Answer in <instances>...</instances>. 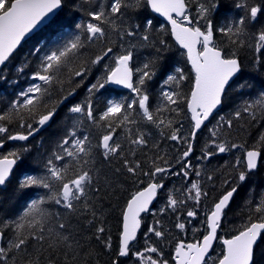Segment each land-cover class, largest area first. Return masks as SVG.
<instances>
[{"label": "snow or ice", "instance_id": "1", "mask_svg": "<svg viewBox=\"0 0 264 264\" xmlns=\"http://www.w3.org/2000/svg\"><path fill=\"white\" fill-rule=\"evenodd\" d=\"M193 3L196 5L195 15L191 8ZM64 4L65 0H0V66H5L6 62L10 61L21 46V42L25 41L29 34L40 26L53 22L62 11ZM234 6L244 9V15L231 23L220 24L214 19L221 7L220 0H111L107 7L100 4L96 10L89 11L87 15L90 19L86 24L75 25L88 33L86 39L89 42H95L108 36L109 30L121 40L115 51L113 46L105 44L99 54L85 61V64L98 65L106 58H110V64L104 66L105 72L102 79H98L91 85L88 89L89 93L104 89L106 85L111 84L123 86L134 94L131 99L108 100L98 120L94 115L91 99L69 109L71 113L81 114L94 124L104 127L105 132L98 145L103 149V156L121 158V167L136 178L135 183L143 185L130 194V198L121 210L122 226L118 251L115 259L110 260V264H121L120 258L129 256L132 246L138 240L142 227V214L151 211L150 205L156 199L158 192L164 188V184L160 181L172 168L164 156L157 155L151 158L149 170L144 171L143 163L135 159L134 151L130 152L131 159L124 155L121 143L114 139L116 130L122 127L131 145H146L145 134L139 130L133 132L131 127L137 123L133 113L138 108L141 110L143 120L155 125L162 132L165 129L170 130L168 139L187 145L176 161L181 164V172L174 174L182 173L184 177L191 174L192 164L188 159L193 151L191 140L195 139L197 132L206 121H209L233 85L241 78L243 61L238 49L243 48L246 43L245 37L248 35L246 20L255 22L259 16L264 15V0H260L259 3L255 0H240ZM142 7L166 18L170 27L161 25L160 32L170 33L174 37L176 44L183 50L180 54L186 56L194 74L188 94L179 90L180 84L188 79L182 68L177 67L172 74H167L163 84L174 87L172 90H161L163 105L157 107L155 111L150 107V84L158 73L168 72V67L163 63L165 59L163 53L169 50V44L164 39L154 41L153 46L159 45L155 55L141 66H135L134 57L137 45L131 40L139 38L147 46L154 24L153 20L147 17L142 25L132 23L126 19V14H138ZM217 34L228 37V44L218 42ZM253 35L255 37L254 51L258 54L256 63L264 69V61L261 60V55H264V28ZM125 38L129 39L125 40ZM84 47L85 41L80 36H76L62 48L43 57L35 78L42 81L46 87L33 83L26 91L19 93V96L24 98L22 103L18 98L9 111L0 114V134L9 133V128L4 122L11 123L14 118L20 121L21 128L26 126L28 131L26 134L17 132L0 136V148L4 147L6 141H27L29 137L39 132V127L34 128L31 123L26 122L28 118L38 117L35 122L41 127L52 120L56 114V106L47 107L44 104V98L49 95L50 86L63 84V81L59 79L62 69L67 67L71 57H78ZM36 51L39 52L40 49ZM19 70L23 71L22 68ZM69 71L71 73L70 82L72 76L83 78L89 68L82 64L79 70L73 72L69 69ZM4 78L3 73L0 72V79ZM74 91L75 88L68 95L71 96ZM180 105H186L190 113L192 131L188 136L180 134L181 128L175 126L177 121L164 118L166 113L178 115L183 112L184 109ZM258 106L264 108V93H261L259 100L251 103L245 101L234 116L239 119L242 114H247L255 120ZM41 108L44 109L43 112L40 111ZM261 118L264 119V114ZM220 121L222 123H218L216 128L211 130L212 139L206 145L202 158L208 159L217 153L243 149V164H241V157L237 156L234 164L235 182L230 186V190H225L217 198L211 210L206 213L205 234L202 238L191 243H185L182 240L176 243V264H264V255L257 254L260 246L264 244V195L255 207L250 209V212L256 215V219H253V215L250 214L240 230L230 238L223 239L221 253L215 258L212 256L214 244L219 239L218 230L221 229L225 209L240 184L245 182L258 167L264 165V151L261 149V145H264V133L259 137L257 145L245 148L243 144L229 142L224 133L218 135V129L221 127L231 128L233 126L232 119L225 121L224 117H220ZM59 147L63 154L54 153L53 158L47 161V176L25 175L20 181L19 187L22 189L40 186L48 189L50 195L32 200L27 210L16 220L0 221L2 225L0 226V242L6 238L5 229H11L14 234V238L8 241L7 246L0 243V264H9L10 260L11 264H17L15 255L17 252L25 254V259L21 264H40V257L49 250L51 251L47 264H57L51 255L54 252L63 253L65 264H73L81 251L86 257L95 255L94 249L89 246L85 250L84 245L74 238L70 225L57 220L53 226L51 223L53 214L42 207L47 201H54L56 204H62L70 212L79 211L83 215L90 214L92 219L87 221L89 225H93L97 220L96 204L90 193L98 194L101 189L95 187V183L98 182V170L94 167L95 161L89 137L87 135L77 136L76 129L73 128ZM27 150H14L0 154V186H5L10 181L14 166L21 160V151ZM65 156L75 161L71 168L67 165L59 167L54 163V160L63 161ZM116 171L119 172L120 169ZM195 174L200 175L198 171ZM141 177H145L146 180H141ZM224 183L227 184L229 181L225 180ZM187 196L199 206L201 197H207L208 193L203 191L197 181L191 183ZM95 198L100 199L98 195ZM183 203L184 201L169 195L167 204L160 209V212L163 213L168 208L175 211ZM77 204L81 205L79 209H77ZM196 216L195 210L187 211V217ZM159 225L160 221H155L153 226L143 234L147 246L134 253L138 264H169L168 260L163 259L164 254L160 248L148 242L149 233L161 240L164 239L165 233L158 230ZM175 227L185 230L186 224L177 223ZM196 231L199 230L196 229ZM93 238L100 241L103 248L112 249L111 236H106L103 222L95 227V232L89 239ZM33 240L37 246L34 256L29 252L28 247ZM82 264H87V261H82Z\"/></svg>", "mask_w": 264, "mask_h": 264}, {"label": "trees", "instance_id": "2", "mask_svg": "<svg viewBox=\"0 0 264 264\" xmlns=\"http://www.w3.org/2000/svg\"><path fill=\"white\" fill-rule=\"evenodd\" d=\"M110 2L111 0H65L62 11L59 12L53 22L43 26L37 33L25 41L14 56L10 58V61L0 70L5 77L4 79H0V114H3L9 111L18 98L21 103L23 102L24 98L20 97L19 93L26 91L33 83L46 87L42 81L35 78V73L39 70L40 63L45 55H49L52 51L62 48L76 36H80L85 41V47L81 49L80 55L78 57H71L67 67L62 69L59 79L63 81V84H53L50 86L49 95L44 98V104L47 107L56 106V114L52 118L50 125L27 141H6L4 147L0 150V154H6L8 151L28 149L27 151H21V160L17 162V167L13 171L10 181L5 186L0 187V221L16 220L19 216L23 215L32 200L50 195L48 189L40 186L20 188L19 183L23 177L25 175L47 176V161L53 158L54 153L63 154L59 145L73 128L76 129L77 136L87 135L89 137L93 149L94 167L98 170V182L95 183V187L101 189L98 194L93 195L90 193L96 204L97 220L94 221L93 225H89L87 221L92 219L90 214L83 215L79 211L75 213L70 212L62 204H56L54 201H47L42 206L49 213L53 214L51 221L53 226L57 220L70 225L74 238L84 245L85 250L89 246L95 250V255L91 257H86L84 252L81 251L73 264H82V261L85 260L87 264H110V260L115 259L122 226L121 210L126 204L127 199L130 198V194L143 186L142 184L135 183L136 178L132 177L121 167V158H105L103 156V149L98 147V145L101 136L105 132L104 127L94 124L81 114L69 111L72 106L91 99L94 115L98 120L105 110L108 100L131 99L134 97L131 91L117 90L108 85L104 89L95 91L94 93H89L88 91L92 84L96 83L98 79H102L105 72L104 66L110 64V58H106L98 65L85 64V61L99 54L100 50L105 47V44L113 46L115 51L121 40L109 30L108 36L95 42H89L86 39L88 33L82 28H77L75 25L79 23L86 24L90 19L87 15L89 11L96 10L100 4L107 7ZM238 2L240 0H220L221 7L214 16L215 21L220 24L231 23L233 20L244 15V9L234 6ZM255 2L259 3L260 0H255ZM195 7L196 5L193 3L191 5L193 15H195ZM146 17L153 20L154 27L151 30L150 42H148L147 46L139 38L131 40L132 43L137 45L134 57L135 66H141L146 60L151 59L155 55L156 48L159 45L155 44L153 46L154 41L164 39L169 44V50L163 53L165 57L163 63L168 67V72L158 73L150 84V107L151 110L155 111L157 107H162L163 105V98L160 95L161 90H172L174 87L173 85L163 84V80L167 74H172L177 67L184 70V74L188 79L179 86V90L184 94L190 92L194 74L187 62L186 56L180 54L183 50L179 48L171 34L160 32L161 25L169 27L167 24L152 14L150 9L144 7L140 9L138 14H126V19L132 23H140L141 25ZM246 24L248 25V35L245 37L246 43L243 48L238 49L243 61L241 78L227 94L222 108L196 137L195 156L193 155L194 167L191 169L194 175L184 177L182 174H174L181 171V164L176 163V161L180 158L181 150H183L182 147L187 145L180 141L168 139V132L170 130L165 129L162 132L155 125L143 120L141 110L138 108L133 113V117L137 123L131 127L133 128V132L139 130V132L145 134L146 145H131L125 130L122 127L117 128L114 139L121 143L124 155L131 159L130 152L134 151L136 153L135 159L143 163L144 171L149 170L151 158L157 155L164 156L169 164L172 165L171 171L160 181L164 184V189L160 192L158 202L150 212L149 217L147 216L143 220L144 225L138 242L131 248L128 257L120 258L121 264H138L134 253L138 247L144 248L147 246L143 234L147 232L150 223L154 224L155 221H160L158 230L163 231L165 237L161 240L149 233L148 242L160 248L164 254L163 259L168 260L169 264H173V252L178 241L194 242L201 239L205 233L204 221L206 213L211 210L217 198L225 190H230V186L235 182L236 173L234 164L237 156L241 157V164H243V149H233L231 152H225L226 155L217 153L208 159L202 158L206 145L212 139L211 130L215 129L218 123H222L220 117H224L225 121L228 119L233 120L231 128L224 126L218 129V135L224 133L231 143L243 144L245 148H250L257 145L259 137L264 133V119L261 118V115L264 114V108L259 106L256 108L257 119L255 120H252L247 114H242L239 119L234 116V113L242 108L245 101L251 103L254 100H259L261 99V93H264V69L256 63L258 54L254 51L255 37L253 35L264 28V15L259 16L255 22L246 20ZM216 38L221 44H228V37L217 34ZM127 39L129 38H125V40ZM36 49H40V51L37 52ZM261 60L264 61V55H261ZM82 64L89 68L87 74L83 78L72 76L69 82V76L71 75L69 69L74 72L75 70H79ZM21 68L23 71L19 70ZM73 88H75V91L69 96L68 93ZM64 97H67V99H64ZM180 107L184 109L183 112L178 115L166 113L164 118L177 121L175 126L181 128L180 134L188 136L192 131V121L186 105H180ZM40 111L43 112L44 109L41 108ZM35 120H38V117H35V119L28 118L26 122L31 123L36 128L39 125ZM4 123L9 128V133L0 134V136L15 134L17 132H24L26 134L28 131L26 126L24 128L20 127V121L17 118H14L11 123L7 121ZM133 138L135 137L133 136ZM157 145L158 147H156ZM261 149L264 151V145H261ZM196 162L199 163L198 167H196L200 173L199 176L195 174L197 172L195 171ZM54 163L59 167L67 165L71 168L75 164V161L65 156L63 161L54 160ZM203 163L206 167H202ZM118 168L120 169L119 172L116 171ZM241 170H243L242 167ZM140 179L146 180L145 177H141ZM225 180H228L229 183H224ZM197 181L200 183L203 191L208 193L207 197H201L199 206L187 196V190L190 188L191 183ZM96 195L100 199H96ZM169 195L175 196V198L184 201V203L179 205L175 211L168 208L161 213L160 209L164 208L167 204ZM262 195H264V165H261L245 182L240 184L237 192L234 194L221 223L219 231L220 239L230 237L240 230L247 222L250 214L253 215V219H256V215L251 213L250 209L255 207ZM249 201H251V204H249ZM80 207L81 205L77 204V209ZM190 210L197 212V216L192 221V224H190V218L187 217V211ZM101 222H103V226L106 228V236H111V250L103 248L100 241L94 238L89 239L93 236L95 227ZM184 222L186 223L185 230L175 227L177 223ZM196 229L199 231H196ZM5 232L6 238L3 241V246H7L8 241L14 238L11 229H5ZM28 247L29 252L34 256L37 247L35 241H31ZM45 248H47V244H45ZM222 249L223 247L220 244L214 254H219ZM50 251L43 253L40 257V264H47ZM257 254L264 255V244L260 246ZM15 255L17 264H21L25 259V254L17 252ZM51 255L57 264H65V257L62 252H54ZM153 255L155 256V254ZM69 260H71V256H69ZM9 264H11V260Z\"/></svg>", "mask_w": 264, "mask_h": 264}, {"label": "water", "instance_id": "3", "mask_svg": "<svg viewBox=\"0 0 264 264\" xmlns=\"http://www.w3.org/2000/svg\"><path fill=\"white\" fill-rule=\"evenodd\" d=\"M153 13V12H152ZM154 15H156L158 18H160L163 22H165L166 24H167V21H166V18H164V17H162V16H160L158 13H153ZM46 25V24H45ZM45 25H42V26H40L37 30H34L33 31V33H31V34H29V37H26L25 38V41L27 40V39H29L33 34H35L37 31H39L43 26H45ZM168 25V24H167ZM169 27H170V25H168ZM173 38V40L175 41V39H174V37H172ZM25 41H22L21 42V45L25 42ZM18 50V49H17ZM189 65H190V63H189ZM4 66H0V70L3 68ZM190 67H191V65H190ZM108 86H110V87H113V88H116V89H122V90H129V89H127V88H125V87H123V86H118V85H108ZM222 105H223V103L219 106V108L213 113V116L212 117H210L209 118V121H206L205 122V125H207L211 120H212V118L214 117V115L217 113V111H219L220 109H221V107H222ZM50 122H51V120L47 123V124H45L44 126H39V128H40V130H39V132H41L44 128H46L47 126H49L50 125ZM204 125V126H205ZM203 126V127H204ZM203 127L197 132V134L203 129ZM39 132H37V133H35L33 136H31V137H34V136H36ZM196 134V135H197ZM31 137H29V139L31 138ZM28 139V140H29ZM11 142H17V141H11ZM192 145H193V143H192ZM2 148H0V150H1ZM15 168H16V165L14 166V169H13V171L15 170ZM259 168V167H258ZM258 170V169H257ZM256 171V170H255ZM0 187H2V186H0ZM158 198H159V192H158V194H157V197H156V199L153 201V203L150 205V209H152L153 207H154V205L157 203V200H158ZM233 199V198H232ZM232 201V200H231ZM231 201H230V203H229V205L231 204ZM228 205V206H229ZM228 208V207H227ZM226 208V209H227ZM225 209V210H226ZM148 213H144V214H142V218H143V216H145V215H147ZM222 222V221H221ZM142 227H143V223H142ZM142 227H141V230H142ZM141 230H140V232H141ZM218 232H219V230H218ZM140 234V233H139ZM139 234H138V236H139ZM217 242V241H216ZM216 242H215V244H216ZM0 243H2L3 244V242H0ZM215 244H214V246H215ZM222 244H223V241H222ZM173 260H174V264H176V261H175V251H174V253H173Z\"/></svg>", "mask_w": 264, "mask_h": 264}, {"label": "rangeland", "instance_id": "4", "mask_svg": "<svg viewBox=\"0 0 264 264\" xmlns=\"http://www.w3.org/2000/svg\"><path fill=\"white\" fill-rule=\"evenodd\" d=\"M185 224H186V223H185ZM190 224H191V223H190ZM150 227H151V226H150ZM138 250H143V248L138 247L136 251H138ZM136 251H135V252H136ZM153 256H154V255H153ZM135 257H136V256H135ZM154 258H155V256H154Z\"/></svg>", "mask_w": 264, "mask_h": 264}, {"label": "flooded vegetation", "instance_id": "5", "mask_svg": "<svg viewBox=\"0 0 264 264\" xmlns=\"http://www.w3.org/2000/svg\"><path fill=\"white\" fill-rule=\"evenodd\" d=\"M190 175H193V172H191V174Z\"/></svg>", "mask_w": 264, "mask_h": 264}]
</instances>
